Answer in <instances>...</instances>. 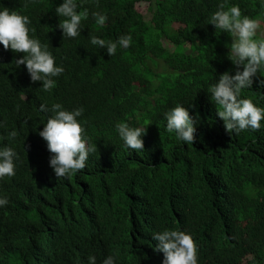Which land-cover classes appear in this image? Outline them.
Returning a JSON list of instances; mask_svg holds the SVG:
<instances>
[{"label": "trees", "instance_id": "16d2710c", "mask_svg": "<svg viewBox=\"0 0 264 264\" xmlns=\"http://www.w3.org/2000/svg\"><path fill=\"white\" fill-rule=\"evenodd\" d=\"M61 2L0 0L30 17V34L65 68L45 92L15 65L23 53L0 44V147L18 153L15 176L0 180L9 198L0 207V264H88L92 254L97 264L113 254L117 264H162L152 234L165 228L193 235L198 264H264V127L230 134L208 91L236 70L227 55L232 37L207 22L220 0H85L79 10L90 15L75 38L58 27ZM233 3L264 25V0ZM92 11L107 13L106 26ZM127 33L131 46L114 56L90 43L92 35ZM259 80L264 70L242 96L264 107ZM56 102L84 107L79 119L97 145L70 177L55 175L39 135L53 114L39 105ZM178 102L197 120L193 145L166 129L164 113ZM120 122L146 126L143 151L124 146Z\"/></svg>", "mask_w": 264, "mask_h": 264}, {"label": "clouds", "instance_id": "9594fccd", "mask_svg": "<svg viewBox=\"0 0 264 264\" xmlns=\"http://www.w3.org/2000/svg\"><path fill=\"white\" fill-rule=\"evenodd\" d=\"M84 2L85 0H62L56 6V13L64 18L58 24L63 36H80L85 27L83 21L90 15L88 8L79 10ZM91 16L97 25L106 26L107 13L92 11ZM261 16H264V11ZM207 22L219 32H227L232 37V42L227 45V55L236 66L234 73H221L218 80L208 87L210 99L219 105L217 115L223 120L230 134L264 127L261 123L264 121V107L258 106L250 97L242 96L245 89L252 88L254 77L264 70V28L261 19L243 14L239 4L220 0L217 10L208 17ZM34 32L28 15L8 7H0V44L5 49L11 48L15 52L23 53L15 59V65H25L30 79L33 82L41 81L42 90L51 93L57 85L56 77H59L65 68L56 63V57L48 44L30 34ZM132 42L131 33L121 35L116 40L104 39L98 35H92L90 39L92 45L106 49L110 56L116 55L118 48L130 47ZM258 83L264 85V80H259ZM39 109L53 113L44 123L39 135L47 142L51 153L49 164L55 175L58 178L70 177L83 170L90 154L97 152V145L88 136L84 122L79 119L83 116L84 107L69 110L56 102L50 109L47 105L40 104ZM164 117L169 133H175L178 141L193 145L197 139V120L184 103H176L164 113ZM0 126H3L2 123ZM116 131L126 148L144 150L142 137L147 132L145 125L133 126L128 122H120L116 125ZM17 135L18 132L14 129L9 133L12 138ZM17 158L18 153L13 147H0V180L6 176H15ZM8 204L9 198L0 195V207ZM152 236L158 241L155 249L164 254L162 264H198V244L190 232L165 228L154 232ZM117 261L118 257L113 254L105 257L101 264H117ZM88 264H97L96 255L88 256Z\"/></svg>", "mask_w": 264, "mask_h": 264}, {"label": "rangeland", "instance_id": "374dc122", "mask_svg": "<svg viewBox=\"0 0 264 264\" xmlns=\"http://www.w3.org/2000/svg\"><path fill=\"white\" fill-rule=\"evenodd\" d=\"M149 17H150V15L149 14H147L146 16H145V19H149ZM262 28H264V25L262 24ZM262 34H264V33H262ZM159 62V70H164V67L162 66V64H161V62L160 61H158Z\"/></svg>", "mask_w": 264, "mask_h": 264}]
</instances>
